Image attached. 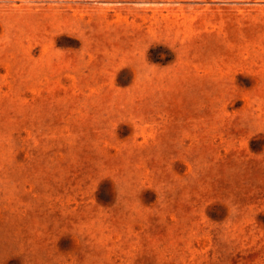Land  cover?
I'll return each instance as SVG.
<instances>
[{
	"label": "rangeland",
	"instance_id": "374dc122",
	"mask_svg": "<svg viewBox=\"0 0 264 264\" xmlns=\"http://www.w3.org/2000/svg\"><path fill=\"white\" fill-rule=\"evenodd\" d=\"M0 264H264V0H0Z\"/></svg>",
	"mask_w": 264,
	"mask_h": 264
}]
</instances>
